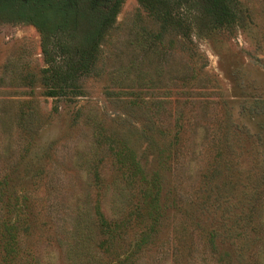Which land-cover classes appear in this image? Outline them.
<instances>
[{"label":"rangeland","instance_id":"rangeland-1","mask_svg":"<svg viewBox=\"0 0 264 264\" xmlns=\"http://www.w3.org/2000/svg\"><path fill=\"white\" fill-rule=\"evenodd\" d=\"M230 2L239 22L220 29L198 0L172 5L183 26L159 41L160 23L125 0L81 96L58 100L41 32L0 10V224L20 227L22 264H90L100 211L114 221L137 194L127 149L167 205L139 264H264V0ZM92 28L82 20L75 45ZM46 35L59 60L68 37Z\"/></svg>","mask_w":264,"mask_h":264},{"label":"trees","instance_id":"trees-1","mask_svg":"<svg viewBox=\"0 0 264 264\" xmlns=\"http://www.w3.org/2000/svg\"><path fill=\"white\" fill-rule=\"evenodd\" d=\"M124 1L0 0V10L13 12L16 19L34 25L41 32L42 51L47 65L44 73L48 95L53 100H58L81 96L80 80L94 71L101 43L114 26ZM138 1L161 25V31L154 36V39L160 41L169 32V28L178 29L183 26L182 17L173 13L172 5L181 8L187 0H174L170 6L168 4L171 1L165 0ZM198 1L205 9L204 17L213 24L212 28L220 29L238 24L239 18L234 12L230 0ZM51 20L56 21L54 24L56 28L53 31H47L46 28L49 27ZM82 20L88 22L93 28L85 31L82 37L84 41L75 45L79 23ZM48 32L53 33L54 37L63 35L68 37L67 45L59 44V60L57 59L58 55L55 54L57 48L48 45L49 41L46 35ZM180 32L186 39H190L193 34L190 28H183ZM179 131L177 130L178 135ZM178 135L175 136L176 139L172 143L174 148L179 144ZM121 162L125 163L128 170H133L135 176L138 171H141V179L135 188L137 194H130L132 197L127 198V207L114 221L109 220L100 211L99 237L94 244V255L87 257L90 264H139L142 254H145L144 251L155 243L158 226L164 217L162 213L166 210L167 205L161 197L160 177L155 174L152 181L146 179L129 149H127V154L125 151L121 153ZM211 206L215 209L219 204L215 203ZM0 226V247L2 248L0 261L2 264H22V249L18 238L20 227L9 220H4ZM135 228H141V231L139 238L133 241L128 239V235ZM24 229L30 231L29 221ZM218 236L217 230L210 231L209 240L213 247L216 245L215 240ZM39 262L30 253L26 261L24 260V264H40Z\"/></svg>","mask_w":264,"mask_h":264}]
</instances>
